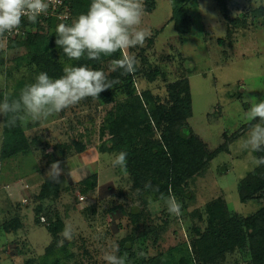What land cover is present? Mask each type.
Masks as SVG:
<instances>
[{
    "label": "rangeland",
    "instance_id": "obj_1",
    "mask_svg": "<svg viewBox=\"0 0 264 264\" xmlns=\"http://www.w3.org/2000/svg\"><path fill=\"white\" fill-rule=\"evenodd\" d=\"M142 3L147 38L125 50L139 61L134 74L110 70L120 51L67 60L52 39L57 22L32 24L22 43L0 38V100L35 82L34 59L48 58L60 75L67 64L87 65L120 81L46 120L0 126V264H106L113 245L126 264H256L252 249L264 251L259 230L246 227L264 211V189L255 192L264 165L252 162L264 152L242 147L244 127L256 122L247 120L245 100L264 99V0ZM180 19L191 23L189 34L177 30ZM185 102L189 118L179 112ZM184 130L213 158L182 191L170 189L182 204L177 217L159 194L149 204L143 188L155 182L169 194L165 148ZM120 151L127 175L111 164ZM181 155L189 162L193 151L184 146ZM57 161L58 182L47 176ZM93 175L90 189L82 180ZM66 225L71 241L60 235Z\"/></svg>",
    "mask_w": 264,
    "mask_h": 264
},
{
    "label": "clouds",
    "instance_id": "obj_2",
    "mask_svg": "<svg viewBox=\"0 0 264 264\" xmlns=\"http://www.w3.org/2000/svg\"><path fill=\"white\" fill-rule=\"evenodd\" d=\"M62 0H0V38L18 30L26 17L29 23H36L41 15H47L50 7L59 5ZM144 9L142 0H91L86 13L80 14L71 25L59 23L55 27V44L62 49L69 60L79 61L86 58L99 61L102 56L122 53L121 58L110 61L111 71L120 70L121 75L134 74L139 61L136 56L125 50L143 46L147 38L146 30L139 27ZM119 79H109L102 70H93L87 65L67 64L63 75L50 78L46 72H40L34 83L24 86L18 98L10 99L7 94L0 100V126L12 128L17 122L46 120L54 114L77 105L86 98L99 99L102 92L113 88ZM250 107L246 111L249 121H256L249 129L243 141V149L252 153L264 152V99H246ZM127 152L120 151L111 158L112 166L119 167L127 175ZM256 166L264 165V156L252 157ZM61 174L59 162L50 165L49 179L57 181ZM141 190L137 189L139 193ZM144 191L152 204L153 195L162 201L169 214L182 216V204L169 190L165 196L158 186L146 182ZM63 240L71 241L74 230L66 225L60 234ZM63 240L61 243H63ZM119 246L113 245L111 251H105L106 264H126V254L118 255Z\"/></svg>",
    "mask_w": 264,
    "mask_h": 264
},
{
    "label": "trees",
    "instance_id": "obj_3",
    "mask_svg": "<svg viewBox=\"0 0 264 264\" xmlns=\"http://www.w3.org/2000/svg\"><path fill=\"white\" fill-rule=\"evenodd\" d=\"M217 3H222L225 0H216ZM91 0H71L70 2V7L72 10V16H71V20L70 21H64L61 23H66V24H70L71 21L73 19H75V17H77V15L80 14H84L88 11L89 6H90ZM153 9V8H152ZM151 10V9H150ZM179 14L178 11L175 12V15ZM180 15V14H179ZM46 22V24L50 25L51 23H54L51 19L50 20H45V21H41L38 20L37 23H43ZM59 23V22H57ZM33 23H27L28 26H31ZM26 25V26H27ZM176 28L179 31L180 34L182 35H186L189 34L192 30V25L188 20L185 19H180L178 20L177 24H176ZM26 39L25 36H21V37H17L13 40L17 41L19 40V42H24V40ZM53 41L56 39L55 34L54 37H52ZM18 42V43H19ZM21 42V43H22ZM49 42V41H48ZM47 45V44H45ZM64 57L68 60V58L65 56V54L63 53ZM48 60V58L46 59ZM43 61V60H38V59H34L32 60V65H38V67L40 66V72H46L50 78H59L61 75L59 73V70L57 68V64H52L49 61ZM44 63V66H41L42 63ZM52 64L53 66L49 65L48 63ZM173 87L175 88L176 85H173ZM183 92V89H182ZM185 92L188 93L189 91V87H187L185 89ZM187 104V105H186ZM186 105V106H185ZM189 103L185 102L182 111L179 109V112L183 114L184 113L187 114V118H189L191 116V114L189 112H186V109L188 110L189 108ZM179 116V117H170L171 120V124L174 123V125L176 124V122H179L180 120H182L183 116ZM176 121V122H175ZM254 123V122H253ZM253 123H249L247 124L244 128L245 129H249L251 127V125ZM179 142L177 143H167V147L165 148L166 150V156H165V161L167 163V167H169V171L172 173L168 178H167V185L169 190L173 189V190H178L181 189V186L183 184H186L188 180H190L191 178H193L194 176H196L199 172H201L205 166L207 165V163L209 161L212 160L213 156L209 155L203 148L202 145L200 144V142L196 139V138H192L189 139V131H182L181 133L179 132ZM188 142V143H187ZM184 146H188L192 149L193 151V156L191 158V160L185 161L183 160V157L181 155V148ZM96 177L93 175L91 176V178L88 179H83L82 183L88 185V187L90 189H92V180H95ZM153 186H157V183L155 184V182H151ZM159 187V186H158ZM144 189V188H143ZM255 192H260L261 190L264 189V182L260 184V187H256L255 188ZM247 200L246 198H244V201ZM211 213H214L213 211H211ZM216 215V214H215ZM219 218V217H217ZM217 220V219H216ZM215 218H213V222H212V229H214V223H216ZM246 227L248 229H253V230H259V237L261 239L264 240V211L262 213H260L259 215H257L256 217H254L253 219H248L246 221ZM253 253H254V261L256 264H261L264 261V251H262V253L260 252H255L252 249Z\"/></svg>",
    "mask_w": 264,
    "mask_h": 264
},
{
    "label": "built area",
    "instance_id": "obj_4",
    "mask_svg": "<svg viewBox=\"0 0 264 264\" xmlns=\"http://www.w3.org/2000/svg\"><path fill=\"white\" fill-rule=\"evenodd\" d=\"M71 0H62V2L59 5H55L50 7L47 15H41L38 20L45 21V20H52L53 22H64V21H70L72 16V10L70 7ZM28 20L25 17L22 20L21 26L18 30L14 31L11 34H6L5 38L7 39H15L17 37L26 36L27 34V25ZM27 25V26H26ZM82 201L85 200V197L81 198Z\"/></svg>",
    "mask_w": 264,
    "mask_h": 264
}]
</instances>
